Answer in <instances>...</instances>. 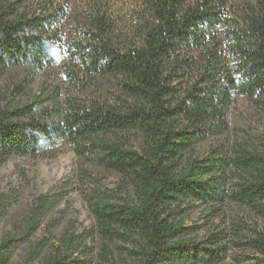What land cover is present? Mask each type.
<instances>
[{
	"label": "trees",
	"instance_id": "16d2710c",
	"mask_svg": "<svg viewBox=\"0 0 264 264\" xmlns=\"http://www.w3.org/2000/svg\"><path fill=\"white\" fill-rule=\"evenodd\" d=\"M55 1L0 0V78L15 67L54 68L55 44L71 87L84 88L80 76L89 77L111 86L113 102L68 96L62 111L55 95L0 101V162L64 142L119 182L83 194L95 243L86 234L57 244L41 238L25 264H87L81 258L94 244L103 262L113 255L117 264H219L228 248L224 228L195 240V227L179 214L182 203L199 204L212 221L234 204L264 220V138L255 147L227 139L236 98L264 107V0H137L126 33L95 8L65 40L66 11ZM213 138L224 142L199 152ZM46 209L42 201L32 210L25 236ZM241 231L238 225L239 239ZM15 241L0 242V264L10 263ZM238 244L264 264L263 235Z\"/></svg>",
	"mask_w": 264,
	"mask_h": 264
},
{
	"label": "rangeland",
	"instance_id": "374dc122",
	"mask_svg": "<svg viewBox=\"0 0 264 264\" xmlns=\"http://www.w3.org/2000/svg\"><path fill=\"white\" fill-rule=\"evenodd\" d=\"M64 7L63 30L61 38L67 39L69 28L83 26L86 12L104 8L111 14L119 31L126 33L132 15L138 11L137 0H56ZM54 3V0H53ZM56 59V66L45 71L28 66L10 68L0 78V101L4 104H24L40 100L47 95H55L59 109H64V99L68 96L80 101L88 97H98L110 103L114 94L110 85L82 77L84 88H73L65 75L66 67L62 54L55 44L49 48ZM74 73H78L74 69ZM50 104V102L48 101ZM61 111V115H62ZM230 131L227 139L245 142L251 147L258 146L264 138V107L261 104L238 97L229 109ZM224 142V138H213L201 143L199 152H206L212 145ZM43 142V141H42ZM51 143V144H50ZM47 146L35 156L13 155L0 162V242L5 238H15L14 251L9 264H25L31 245L41 238L50 243H58L62 236L86 234L87 242L97 240L96 223L83 200V194L93 186L115 187L119 177L107 170L94 166L89 160L77 156L71 147L64 143ZM86 171V172H84ZM47 201V209L41 217L39 228L24 235L32 210L41 202ZM179 218L184 225L195 227L190 236L200 240L211 230L224 228L228 235L225 243L227 254L219 264H263L255 250L239 245V241L264 236V220L234 204L221 211L220 218L208 216L209 210L199 204L184 202ZM209 219V220H207ZM238 225L242 229L240 239L234 235ZM245 236L246 238H244ZM77 255V254H74ZM87 264H117L115 256L110 255L108 262L99 256L98 247L87 258ZM28 264H37L29 261Z\"/></svg>",
	"mask_w": 264,
	"mask_h": 264
}]
</instances>
